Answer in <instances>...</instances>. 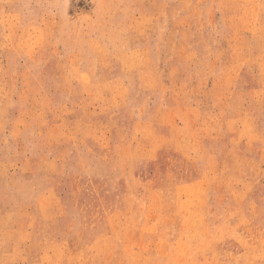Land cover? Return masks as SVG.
I'll return each mask as SVG.
<instances>
[{
    "label": "rangeland",
    "instance_id": "1",
    "mask_svg": "<svg viewBox=\"0 0 264 264\" xmlns=\"http://www.w3.org/2000/svg\"><path fill=\"white\" fill-rule=\"evenodd\" d=\"M0 264H264V0H0Z\"/></svg>",
    "mask_w": 264,
    "mask_h": 264
}]
</instances>
